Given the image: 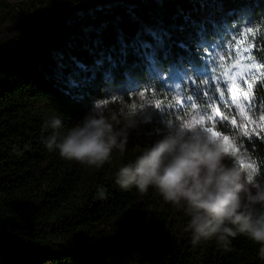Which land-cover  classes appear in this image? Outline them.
<instances>
[{
	"label": "trees",
	"instance_id": "obj_1",
	"mask_svg": "<svg viewBox=\"0 0 264 264\" xmlns=\"http://www.w3.org/2000/svg\"><path fill=\"white\" fill-rule=\"evenodd\" d=\"M262 17L264 0H0V264H264L260 246L243 234L228 248L215 239L193 245L183 206L154 187L142 193L115 183L159 130L218 101V87L205 83L216 49L236 51L240 41L264 56ZM69 77L88 83L69 89ZM143 93L157 101L146 111L153 134L139 139L132 130L125 151L113 149L102 167L44 146L53 118L66 134L95 103ZM255 96L260 103L264 87ZM126 114L116 108V127ZM254 137L243 147L264 161V137ZM254 180L264 183V166Z\"/></svg>",
	"mask_w": 264,
	"mask_h": 264
},
{
	"label": "clouds",
	"instance_id": "obj_2",
	"mask_svg": "<svg viewBox=\"0 0 264 264\" xmlns=\"http://www.w3.org/2000/svg\"><path fill=\"white\" fill-rule=\"evenodd\" d=\"M124 118V126L116 127V116L109 118L95 105L62 134L63 122L56 117L49 122L53 132L43 143L65 160L100 168L113 149L125 151L130 132L139 127L131 106ZM157 135L134 162L119 168L116 185L125 191L135 187L142 193L154 187L164 201L183 206L193 245L215 239L228 248L230 238L243 234L260 246L258 256L264 260V183L227 163L229 154L214 138L187 122L169 123ZM97 194L101 199L107 195L102 186Z\"/></svg>",
	"mask_w": 264,
	"mask_h": 264
},
{
	"label": "snow or ice",
	"instance_id": "obj_3",
	"mask_svg": "<svg viewBox=\"0 0 264 264\" xmlns=\"http://www.w3.org/2000/svg\"><path fill=\"white\" fill-rule=\"evenodd\" d=\"M264 20V17L261 18ZM248 32L252 33L253 28L248 27ZM237 51L233 54L234 59L237 61L225 68L222 74L216 78L215 85L222 88L223 91L218 95L213 96V100L222 101L223 104H227L233 112L239 111L236 117L232 120L233 125H237V120H240V124L236 126L234 132L230 135L222 134L221 131H214L213 127H202L205 121L216 120L221 116L218 109L212 108L211 114L209 109L205 107L198 116L193 117L189 123L192 127L199 131L210 134L215 142H217L225 152L229 155L227 163L235 165L243 169L249 178L254 181L259 174V168L264 166V161H257L254 157L250 156L248 151L244 149V142L247 140L251 142L255 137L254 133L248 131L245 128V124H255V135L264 137V98L260 103H257L255 92L257 88L264 87V56H255V51L251 50V46L240 47L241 42L237 41ZM143 47L147 50L151 46L144 44ZM264 51V49H262ZM146 61L152 64L151 70L157 71L155 68V62L150 53L145 52ZM83 69V65H78ZM86 70V69H84ZM175 74H169V79H173ZM212 77L209 76L205 83H211ZM88 83V79H77L75 77H69L66 86L69 89H79L84 87ZM129 90L135 81L129 79ZM166 83V81H161ZM171 91V89H169ZM200 90L198 88L192 89L193 95H198ZM211 94V93H209ZM115 99V97H113ZM108 103L107 100L97 102V107H102ZM207 103H211L210 101ZM159 106V105H158ZM135 110V105L132 106ZM228 109H225L227 111ZM227 145V146H226ZM239 153V155H238Z\"/></svg>",
	"mask_w": 264,
	"mask_h": 264
},
{
	"label": "rangeland",
	"instance_id": "obj_4",
	"mask_svg": "<svg viewBox=\"0 0 264 264\" xmlns=\"http://www.w3.org/2000/svg\"><path fill=\"white\" fill-rule=\"evenodd\" d=\"M8 1L11 2V1H20V0H8ZM80 1L82 3H89V2L90 3L91 2L100 3L102 0H80ZM240 47H244V46L241 45ZM236 51L220 50V49H216L214 51L213 61L215 63V67L213 68L215 69L213 70L214 72L211 75L214 85H215L216 78L222 74L223 70L229 67L231 64H234L237 62L234 59V55H233ZM221 91H223V89L219 88V92ZM168 96H177V93L170 92V95ZM113 97H115V99H113ZM107 101L108 103L106 105H103L102 108L104 109L105 114L109 116V118H111V116L114 115V111L116 110L117 107L118 108L124 107L128 111L129 106L132 107L133 105H135L136 118L140 121L139 127L135 129L136 135L139 137V139H142L145 135L150 136L153 134V131L148 128L149 116L146 112L151 109L150 107L155 106L153 103H157V101H154L153 98H149L144 93L136 94L134 95L132 99H130L129 102H126L124 101L123 96L121 94H116ZM213 103H214L213 106L209 108L207 107L209 109V114H211L212 108H216L220 111L221 116L217 118L216 120H211V121L206 120L205 124L202 127L204 128L213 127V130L217 131L216 128L214 127V124L221 122V123H225L229 125V127L235 130L236 126L240 124V120H237V125H233L232 120L236 117V114L239 111V109H237L236 112H233L232 109L227 104H224V106L221 107V105L223 104L222 101L218 100V101H214ZM95 105L96 103L93 105V107ZM203 109L204 107L202 106H200L199 108H195L194 110L189 109V112L183 118L172 121L171 123L178 125L183 122H191L192 118L198 116V114L201 113ZM225 109H228V110L225 111ZM255 127H256L255 124H245V128L250 132H254ZM162 130L163 129L159 131H162Z\"/></svg>",
	"mask_w": 264,
	"mask_h": 264
}]
</instances>
